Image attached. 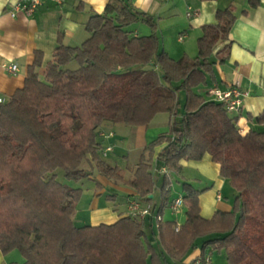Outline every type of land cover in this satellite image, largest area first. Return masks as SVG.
Wrapping results in <instances>:
<instances>
[{"label":"trees","instance_id":"obj_1","mask_svg":"<svg viewBox=\"0 0 264 264\" xmlns=\"http://www.w3.org/2000/svg\"><path fill=\"white\" fill-rule=\"evenodd\" d=\"M258 2L249 0L252 7ZM234 19L230 6L218 8L215 21L201 26L196 55L173 58L151 16L131 0H108L101 13L90 14L87 37L79 45L59 42L41 72L42 53L35 51L22 86L0 103V252L16 249L22 256L8 264H161L166 254L180 259L198 238L197 257L207 264L213 250L223 251L225 264H264V110L255 117L262 128L241 134L236 116L207 90H193L211 72L213 50L228 39ZM138 21L151 32L128 29ZM180 89L185 98L177 118ZM161 112L170 117L167 131L143 147L131 177L124 178L102 155V126L147 125ZM161 143L153 163V148ZM204 155L235 190L233 208L202 218L201 190L182 181L185 220L177 231L174 220L157 222L159 254L144 218L126 214L112 223L75 225L81 189L56 173L68 180L89 177L87 164L149 200L155 170L164 167L159 175L166 205L170 174L180 171V160Z\"/></svg>","mask_w":264,"mask_h":264},{"label":"crops","instance_id":"obj_2","mask_svg":"<svg viewBox=\"0 0 264 264\" xmlns=\"http://www.w3.org/2000/svg\"><path fill=\"white\" fill-rule=\"evenodd\" d=\"M19 1L29 2L30 0H0V97L5 100L22 86L27 67L32 63L36 50L42 53V66L39 69L41 72L46 62L52 59V52L59 42L65 45H79L87 37L88 32L85 24L90 14L101 13L108 2V0H61L60 3H56L52 0H40V4L31 13L17 11L11 15L10 7ZM131 2L137 9L151 16L155 21V18H158L159 22L161 18L175 17L179 19L180 23L174 24V29L178 33L175 43L187 46L193 41L195 51L193 52L190 48L184 50L180 55L185 54L189 57H194L197 53L196 41L201 34V26L215 21V11L218 8L230 6L235 14V19L229 30L228 39L217 44L211 55L213 61L211 72L207 73L205 82L201 83L203 85L196 90L194 87L193 90L196 93L205 94L206 90L213 86L224 90L237 84L245 92L241 108L238 111L230 112V115L236 116L238 131L245 134L250 129L262 128L255 117L264 110V0H259L258 4L253 7L249 0H131ZM188 6L197 12L196 16L186 17ZM138 31L134 30L135 33ZM161 46L171 57L176 58L173 56L174 54H171V51H175L176 48L172 47L169 42H161ZM10 62L17 65L18 70L14 74L8 73L1 67L2 63ZM178 98L180 103V95ZM184 98L185 93L183 102ZM169 120L168 115L167 125ZM146 126H134L137 128L135 133L138 139L142 138L141 133ZM101 131L105 134L101 136L103 144L112 145V150L109 151L112 152L113 147L116 146L114 132L104 128ZM108 133L111 134L108 135ZM139 145L140 151L134 160L135 164L146 143L140 141ZM164 145L165 143H161L153 148L151 155L153 163ZM122 157L126 160L127 154H122ZM180 164L181 167L189 166L195 171V174L183 175L182 181L189 182L196 189L201 190L197 198L199 214L202 218L210 219L216 211L229 212L232 210L235 190L226 179L219 175L218 164L211 161L208 155H204L197 161L180 160ZM134 167L125 164L122 171L124 178L131 177ZM103 178V183L96 184L94 191L96 198L91 203L88 218L90 220H83L82 224L77 225H84L87 222H91V225L112 223L119 216L127 214L128 200L136 198L141 205L149 204L151 207V213L144 218V222L148 224L150 231L152 230L151 235H147L153 238L152 245L159 254L162 245L158 238L155 214L161 210L162 221L174 220L175 225L181 226L185 220V205L181 207L184 213L181 221L180 217L172 213L169 203L162 205L161 180L157 170L154 174L155 185L147 195L149 200L141 199L132 188L122 182L112 181L105 176ZM120 184L122 192L126 193L125 205L119 208L116 205L112 209L99 207L98 195L109 191V186L119 189ZM156 184H158L157 187ZM171 187L170 184L168 191L167 188H164V191L168 192L169 202L181 193V189L180 191L177 189L178 193H175L171 198ZM226 191L231 194V197ZM106 199L114 201V193H106ZM200 240V238L196 239V246L184 253L180 259L166 254L163 259H160L161 264H193V260L200 253ZM155 241L159 244L158 249L155 247ZM9 262L11 261H6L5 254L0 252V264Z\"/></svg>","mask_w":264,"mask_h":264},{"label":"rangeland","instance_id":"obj_3","mask_svg":"<svg viewBox=\"0 0 264 264\" xmlns=\"http://www.w3.org/2000/svg\"><path fill=\"white\" fill-rule=\"evenodd\" d=\"M156 21V28L155 32L160 37L161 42H169L170 45L175 49V51H171V54H174V57H178L182 54L184 50H189L192 48L193 52L195 51V43L192 41L187 46L180 45L175 43L176 41V33L174 29L175 23H180V20L177 18H161L160 22L158 18H155ZM128 29L130 30H139L138 34H149L151 32V27L145 24L144 22L138 21L134 22L133 24L128 26ZM166 44V43H165ZM164 44V45H165ZM75 65V64H74ZM203 84H199L194 88L196 90L198 87H201ZM180 95V103L178 96ZM183 97H184V91L182 89L177 91V118H179L183 112ZM168 121V114L167 113H157L153 116L151 121L147 124L146 128H143L141 133V139L137 138L136 135V129L134 126H128L124 124L119 123H111V122H105V126L103 125L102 128L111 130L114 132L115 135V145L113 147V151L109 152L107 157H105L106 161H108L110 164H117L123 171V167L125 164H128L132 167H134V160L137 157L138 152L140 151V145L139 142L143 141L146 144L149 140L156 137L159 133L166 132L168 129L167 125ZM167 125V127H166ZM122 154H127L126 160L122 157ZM85 169H87L88 172H92L89 177H84L78 180H68L63 176L62 171L58 170L57 173V179L61 182L66 183L70 187H77L81 189V192L75 202V211L73 216L74 223L82 224L83 220L87 221L90 220L89 213H90V207L92 201H94L95 197V189L97 183H103L104 178L101 176L96 170L90 168L87 164L83 166ZM195 171L192 168H189V166H182L180 171L178 172H172L170 174L171 179V189H170V197L172 198L173 195L177 192V189L180 191V184L182 182V176L183 175H192ZM195 174V173H194ZM194 176V175H193ZM121 185V184H120ZM119 185V189H114L109 186V191H106V193H114L115 199L110 200L106 199V193L98 195V206L99 207H108L109 209H112L113 206H116L119 208L122 205H125L126 203V193L122 192L121 188L122 185ZM158 184H156V187ZM227 187V184H226ZM233 191V190H232ZM224 192V191H223ZM228 194V192L226 191ZM228 196L231 197V194H228ZM165 213H168V210L165 211ZM173 214L180 217V221L182 216H184L183 209L179 208L178 211L172 212ZM81 222V223H80ZM86 224H91V222H87ZM144 229L147 232L148 235H151L150 228L146 222H144ZM155 247L158 249L159 244L157 241H155ZM6 261H22V256L20 252L16 249H13L5 254ZM211 264H225L224 261V255L223 251L220 250H213L210 254Z\"/></svg>","mask_w":264,"mask_h":264},{"label":"built area","instance_id":"obj_4","mask_svg":"<svg viewBox=\"0 0 264 264\" xmlns=\"http://www.w3.org/2000/svg\"><path fill=\"white\" fill-rule=\"evenodd\" d=\"M56 3H60L61 0H52ZM40 4V0H30L29 2H17L14 3L10 9L9 13L11 15H14L17 11H22L24 13H31L37 5ZM197 12L193 9H191L189 6L186 8V17H194L196 16ZM1 67L7 71L8 73L14 74L17 72L18 68L16 63L10 62V63H2ZM207 92L209 96L221 103L225 109L229 112L233 111H238L243 103V97L245 95V92L240 89V87L237 84L231 85L230 87L222 90L219 89L216 86L210 87L207 89ZM5 99L0 97V103L4 102ZM111 133H108L110 135ZM100 136H104V132L100 131L99 132ZM107 135V136H108ZM112 150V145L107 144L104 146V149L102 151V155L106 156V154ZM159 172L165 173L166 169L164 167H161L159 169ZM184 205L183 199L180 195L174 197L170 202H169V208L171 209L172 212H176L179 210ZM126 212L130 216H135L138 218H145L146 216L150 215L151 213V207L149 204L146 205H141L140 201L136 198L129 199L127 202V209ZM155 220L161 221L162 220V215L160 213L155 214L154 216ZM175 231L179 229V225L175 226ZM207 258H204L203 260L200 257H196L193 260V264H207Z\"/></svg>","mask_w":264,"mask_h":264},{"label":"water","instance_id":"obj_5","mask_svg":"<svg viewBox=\"0 0 264 264\" xmlns=\"http://www.w3.org/2000/svg\"><path fill=\"white\" fill-rule=\"evenodd\" d=\"M240 213H241V211H240Z\"/></svg>","mask_w":264,"mask_h":264}]
</instances>
